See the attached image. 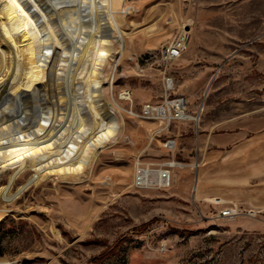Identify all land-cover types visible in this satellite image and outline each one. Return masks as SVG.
Listing matches in <instances>:
<instances>
[{
    "label": "rangeland",
    "instance_id": "rangeland-1",
    "mask_svg": "<svg viewBox=\"0 0 264 264\" xmlns=\"http://www.w3.org/2000/svg\"><path fill=\"white\" fill-rule=\"evenodd\" d=\"M128 6L127 36L114 41L105 72L122 133L83 174L51 175L0 201V264H264V0ZM182 29L188 48L164 75L161 48ZM169 76V97L186 98L188 117H134L131 109L164 101ZM127 88L131 101L119 97ZM171 159L178 165L170 186L146 181L144 172L138 184V168L161 169ZM12 171L0 170V188ZM228 208L237 215L220 216ZM104 251L109 256L93 263Z\"/></svg>",
    "mask_w": 264,
    "mask_h": 264
},
{
    "label": "bare ground",
    "instance_id": "bare-ground-1",
    "mask_svg": "<svg viewBox=\"0 0 264 264\" xmlns=\"http://www.w3.org/2000/svg\"><path fill=\"white\" fill-rule=\"evenodd\" d=\"M125 3L0 0V170H13L0 188L4 204L51 175L83 174L121 135L105 72L114 41L127 36ZM144 173L161 184V173Z\"/></svg>",
    "mask_w": 264,
    "mask_h": 264
},
{
    "label": "built area",
    "instance_id": "built-area-1",
    "mask_svg": "<svg viewBox=\"0 0 264 264\" xmlns=\"http://www.w3.org/2000/svg\"><path fill=\"white\" fill-rule=\"evenodd\" d=\"M189 42V32L186 29H182L178 34L166 45H163L160 51L161 62L165 64V69H163L164 75H166V67L168 63L178 60L186 52ZM165 81V97L164 101L160 105H150L145 104L139 111H134L131 109L129 111L134 117L140 119H151L157 120L159 122L170 123L174 120H184L187 115V100L183 96H178L174 98L169 97L170 91L174 89V78L164 77ZM120 99L131 101L132 100V90L129 88L124 89L120 92ZM161 110V114H160ZM176 142L174 140H168L165 146L168 148L175 149ZM175 159H171L167 162L162 163L161 169H150V168H138L137 171V182L138 184H144L145 180L143 178V172L149 171L150 174L161 173V187H168L172 184V168L177 166ZM158 176V175H157ZM146 175L144 176V179ZM159 178V176H158ZM220 202V201H218ZM237 215L236 210L228 208L220 212V216L233 218Z\"/></svg>",
    "mask_w": 264,
    "mask_h": 264
},
{
    "label": "trees",
    "instance_id": "trees-1",
    "mask_svg": "<svg viewBox=\"0 0 264 264\" xmlns=\"http://www.w3.org/2000/svg\"><path fill=\"white\" fill-rule=\"evenodd\" d=\"M151 222L149 223H146L144 225H142L140 228H139V232H141L142 230H144L145 228H147V226L150 224ZM182 233H184V231H182ZM110 252L109 251H104L102 252L100 255L92 258V262L93 263H100L102 262V260H104L105 258H107L109 256Z\"/></svg>",
    "mask_w": 264,
    "mask_h": 264
},
{
    "label": "crops",
    "instance_id": "crops-1",
    "mask_svg": "<svg viewBox=\"0 0 264 264\" xmlns=\"http://www.w3.org/2000/svg\"><path fill=\"white\" fill-rule=\"evenodd\" d=\"M179 126H181V125L179 124ZM170 129H171L170 126H161V132H169V133L175 132V129H172V130H170ZM254 228H257V225H254Z\"/></svg>",
    "mask_w": 264,
    "mask_h": 264
}]
</instances>
